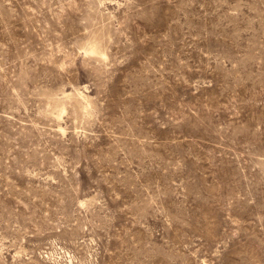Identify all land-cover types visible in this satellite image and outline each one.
Instances as JSON below:
<instances>
[{
    "label": "rangeland",
    "instance_id": "1",
    "mask_svg": "<svg viewBox=\"0 0 264 264\" xmlns=\"http://www.w3.org/2000/svg\"><path fill=\"white\" fill-rule=\"evenodd\" d=\"M0 264H264V0H0Z\"/></svg>",
    "mask_w": 264,
    "mask_h": 264
},
{
    "label": "bare ground",
    "instance_id": "2",
    "mask_svg": "<svg viewBox=\"0 0 264 264\" xmlns=\"http://www.w3.org/2000/svg\"><path fill=\"white\" fill-rule=\"evenodd\" d=\"M92 51H94V48H92Z\"/></svg>",
    "mask_w": 264,
    "mask_h": 264
}]
</instances>
